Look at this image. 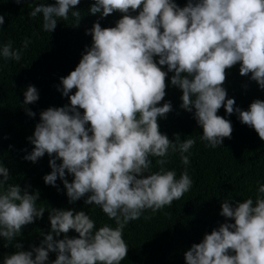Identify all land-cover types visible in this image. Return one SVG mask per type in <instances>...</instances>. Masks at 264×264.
<instances>
[{
    "label": "clouds",
    "instance_id": "obj_1",
    "mask_svg": "<svg viewBox=\"0 0 264 264\" xmlns=\"http://www.w3.org/2000/svg\"><path fill=\"white\" fill-rule=\"evenodd\" d=\"M79 4L80 0L40 2L29 16H42L43 31L51 33L69 13L79 25L81 12L73 10ZM117 12L121 15L115 26L102 28L97 21L86 30L91 46L56 86L68 103L40 111L27 137L32 150L23 157L36 163L47 154L51 171L43 176L45 185L56 187L59 178L69 204L84 198L85 205L98 206L116 226L97 229L83 210L51 208L50 230L41 232L39 244L22 250L16 242V251L4 254L2 264H48L49 253L56 254L50 264H121L129 248L125 225L148 210L156 213L171 206L191 189L187 167L179 178L175 170L164 167L170 150L189 165L186 153L196 143L194 138L181 141L179 134L173 141L159 131L158 118L172 111L170 102L158 106L166 95L169 72L171 85L182 92L180 108L193 113L206 147L217 148L231 139V121L217 115L222 107L264 141V100L255 99L242 110L223 86L227 70L238 64L239 74L264 90V0H187L183 7L175 0H94L88 9L101 19ZM29 43L25 39L20 49L11 41L4 43L0 57L18 62ZM165 66L167 71L162 70ZM23 95L24 106L39 99L32 85ZM24 110L29 117L36 115ZM151 158H159L158 171H151ZM66 175L72 176L71 182ZM9 179V169L0 162L4 248L46 211L37 207L38 190L30 192L31 185L21 188L7 183ZM257 193L255 202L249 197L221 203L219 214L225 222L191 245L184 253L186 264H264V184ZM70 230L78 236L69 237ZM61 234L62 239H54Z\"/></svg>",
    "mask_w": 264,
    "mask_h": 264
},
{
    "label": "trees",
    "instance_id": "obj_2",
    "mask_svg": "<svg viewBox=\"0 0 264 264\" xmlns=\"http://www.w3.org/2000/svg\"><path fill=\"white\" fill-rule=\"evenodd\" d=\"M40 2L54 4L55 0H26L21 4L13 0H0V15L4 16V24L0 26V46L11 41L14 48L20 49L25 39L30 40L28 47L22 51L20 61L0 57V162L9 169L10 179L7 183L18 184L21 188L26 184L31 185L30 192L38 190L40 193L37 207L46 210L43 218L22 228L12 246L4 248V240L0 238V264L4 254L16 251V242L23 245L22 250L39 244L41 232L47 234L50 230L48 211L51 208L83 210L95 221L97 229L104 224L113 228L116 226L115 221L110 220L98 206L85 205L84 198L69 204L66 189L59 178L56 187L45 185L43 176L51 171L47 154L36 163L23 157L32 150L27 137L33 134L40 111L68 103L56 86L60 77L67 76L75 69L86 46H91V36L85 34L86 30L91 29L97 21L102 28L113 27L121 14L117 12L101 19L99 14L88 13L94 0H80V4L73 9L81 12L79 25L75 26L74 18L69 13V19L58 20L56 29L49 33L42 29V16H29L32 7ZM175 3L183 7L187 0H175ZM162 70L167 71L166 66ZM172 75L168 73L166 95L158 105L170 102L172 111L165 118H158L159 131L173 141L175 135L179 134L181 141L194 138L196 143L186 153L189 155V165H183L179 153L170 150L166 158L168 163L164 167L175 170L177 178L187 167L193 185L171 206L156 213L148 210L138 220L125 225L123 236L129 248L121 264H186L184 253L191 245L199 243L206 233L225 222V218L219 214L221 203L225 200L242 202L249 197L255 202L257 188L264 184V141L260 140L254 129L242 124L236 114L227 115L222 107L217 115L231 121V139H224L217 148L206 147L207 142L199 139L203 131L193 118V113L180 108L182 92L171 85ZM28 85L37 89L39 99L34 104L24 106L23 92ZM223 86L228 98H233L235 106L242 110H247L255 99L264 100V90L248 76H241L238 64L227 70ZM72 91L74 93L75 89ZM25 107L36 115L29 117ZM80 111L83 112L82 109ZM157 159L151 158L153 172L159 170ZM66 179L71 182L72 176L66 175ZM145 216L151 219L146 220ZM63 235L54 239H62ZM67 235L78 236L74 230ZM55 258V253H49L48 264Z\"/></svg>",
    "mask_w": 264,
    "mask_h": 264
}]
</instances>
